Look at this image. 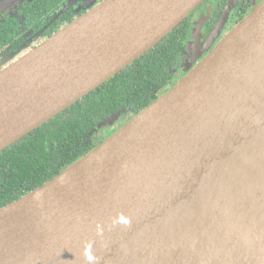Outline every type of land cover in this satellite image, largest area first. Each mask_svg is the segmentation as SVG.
Listing matches in <instances>:
<instances>
[{"label":"water","instance_id":"95a60500","mask_svg":"<svg viewBox=\"0 0 264 264\" xmlns=\"http://www.w3.org/2000/svg\"><path fill=\"white\" fill-rule=\"evenodd\" d=\"M26 1H0V15ZM98 1L70 0L64 11L93 8L0 72V153L206 0ZM209 17L194 24L197 43ZM0 264H264V0L169 92L1 209Z\"/></svg>","mask_w":264,"mask_h":264},{"label":"trees","instance_id":"16d2710c","mask_svg":"<svg viewBox=\"0 0 264 264\" xmlns=\"http://www.w3.org/2000/svg\"><path fill=\"white\" fill-rule=\"evenodd\" d=\"M102 1L104 0H99L98 4ZM258 1L260 3L263 0ZM69 2L70 0H32L21 4L17 10H22L30 27L45 29L43 38L46 41L93 8L83 9V4L78 3L64 11ZM228 2L229 0H206L200 8L204 11L206 6L213 5L212 18L217 21ZM251 3L252 0H240L238 20L234 27L250 15ZM194 18L195 13L134 64L2 151L0 210L43 187L97 148L103 142L99 138L100 134H97L98 127L112 116L124 114L131 120L156 102L160 93L174 81V70L180 53L189 41ZM13 32L14 28L1 32L0 27V45L3 48L0 50L4 51V54H0V61L10 52L16 55L13 59L10 58L8 65L0 67V72L31 51H20L24 39L20 35L17 39Z\"/></svg>","mask_w":264,"mask_h":264},{"label":"flooded vegetation","instance_id":"af4514ba","mask_svg":"<svg viewBox=\"0 0 264 264\" xmlns=\"http://www.w3.org/2000/svg\"><path fill=\"white\" fill-rule=\"evenodd\" d=\"M26 2H28V1H26ZM255 2H256V0H252V3L250 5V7H253ZM23 3L25 4V2H23ZM230 3H231V5H230L231 9L228 10V11H230L229 17L231 18V16H232L233 20H231V26H230L229 30L227 31V33H228L230 31V29H233V27L235 26V23L238 20L237 13H238L240 0H229L228 4L226 6L227 8L223 10L221 16L218 18L217 21H214L213 18H212L213 17L212 13H214L213 12L214 11V6L213 5L206 6L204 8V11H203L200 8L204 4L203 3L194 12L195 13V18H194V21H193V26L201 18L207 17L209 11H210V17H209L208 22L206 23V25L202 29L201 38L198 41V43L194 39H192V35L194 34L193 32H194L195 27L192 28V32H191L189 41L186 43L184 49L182 50V52L179 55L178 65L176 66V68L174 70V72H175L174 79L176 77L182 76V75H184L183 78L185 76H187L188 73L191 71V69L200 62L201 56L205 57L206 53L209 52L212 49V47L214 46L213 44L215 43L216 40L213 42V44H212L213 46H212L211 44L208 43L209 42V36L214 31V29L218 26V24H220V22L223 20L224 14L227 11L228 5ZM229 17H228L229 20H227V21L230 22V18ZM0 21H1L0 22V24H1L0 25L1 32H3L6 29L8 31H10V30H13V28H14L15 32H13V34L16 35V38L19 39V35L22 36V38L24 39V44H23V46H21L20 51L29 50V49L32 50L33 48H35L38 45H40L45 39V38H43L45 29L42 28L41 30H37V29H35L33 27H30L28 25L27 18L25 17V15L22 14V10L21 9H20V11L19 10H13V11L6 12L3 15H0ZM12 24H14L13 27H12ZM232 25H233V27H232ZM210 26H211V28H210ZM208 29H209V31H208ZM221 34H223V33L221 32ZM1 48H2V45H0V49ZM200 49H202V50L200 51ZM0 54H4V51L0 50ZM15 56L16 55L14 53H11V52L8 53L5 56V58H3L0 61V62H2L4 64V65L0 64V67L3 68L5 65H8L10 63V61H11L10 58L13 59ZM202 58H201V60H202ZM174 85H176V83L174 84V81H173L172 85L169 86L168 88L164 89L162 94L166 93L165 90L169 89L170 87H173ZM118 120L119 121H118V123H117V125L115 127L118 126L119 122L122 119H118ZM120 125L122 126L123 123H121Z\"/></svg>","mask_w":264,"mask_h":264},{"label":"rangeland","instance_id":"374dc122","mask_svg":"<svg viewBox=\"0 0 264 264\" xmlns=\"http://www.w3.org/2000/svg\"><path fill=\"white\" fill-rule=\"evenodd\" d=\"M258 4H260L259 3V1L258 0H256V3L253 5V7L251 8V10H250V13L256 8V6L258 5ZM230 18V17H229ZM229 20V19H228ZM231 20H233V17L231 16V18H230V22L229 21H227L226 23H225V25H224V28L221 30V32L223 33V34H219V38L215 41V43L212 45L213 47H212V49L209 51V52H207L206 53V56L219 44V42L231 31V29H230V31L227 33V31L229 30V28H230V26H231ZM232 27H233V25H232ZM234 28V27H233ZM205 56V57H206ZM203 56H201V58H202ZM201 58H200V61H201ZM204 58V57H203ZM202 58V59H203ZM193 67V66H192ZM183 76L184 75H182V76H178V77H176L175 79H174V84L176 83V85L182 80V78H183ZM176 85H174L173 87H175ZM173 87H170L169 89H167V90H165V92L167 93V92H169ZM165 94V93H164ZM164 94H160V97L162 96V95H164ZM128 118H129V116L128 115H124V116H121L120 118H118V119H122L120 122H119V124H118V126L117 127H115L116 125H117V123H118V121L119 120H117L112 126H109V125H107L106 127H102L101 129H98L97 130V134H100L99 136V138H100V140H102V141H105L106 139H108L111 135H113L115 132H117L123 125H125L129 120H128ZM128 120V121H127ZM121 123H123V125L121 126L120 124ZM115 127V128H114Z\"/></svg>","mask_w":264,"mask_h":264}]
</instances>
